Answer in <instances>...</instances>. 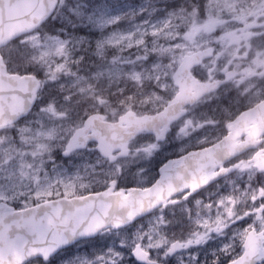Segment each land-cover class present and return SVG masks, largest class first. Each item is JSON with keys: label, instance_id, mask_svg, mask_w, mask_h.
Returning a JSON list of instances; mask_svg holds the SVG:
<instances>
[{"label": "snow or ice", "instance_id": "1", "mask_svg": "<svg viewBox=\"0 0 264 264\" xmlns=\"http://www.w3.org/2000/svg\"><path fill=\"white\" fill-rule=\"evenodd\" d=\"M0 264H264V0H0Z\"/></svg>", "mask_w": 264, "mask_h": 264}, {"label": "trees", "instance_id": "2", "mask_svg": "<svg viewBox=\"0 0 264 264\" xmlns=\"http://www.w3.org/2000/svg\"><path fill=\"white\" fill-rule=\"evenodd\" d=\"M124 2H127V3H139V0H124Z\"/></svg>", "mask_w": 264, "mask_h": 264}]
</instances>
